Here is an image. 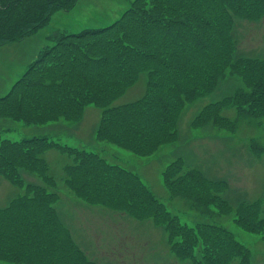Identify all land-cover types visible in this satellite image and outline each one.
<instances>
[{"label":"rangeland","instance_id":"obj_1","mask_svg":"<svg viewBox=\"0 0 264 264\" xmlns=\"http://www.w3.org/2000/svg\"><path fill=\"white\" fill-rule=\"evenodd\" d=\"M133 1L78 0L70 11L54 12L35 34L1 45L0 97L23 76L30 58L55 43L51 38L55 33L109 26ZM190 6L194 9L192 21L205 15L208 23H216L217 32L229 37L231 63L213 91L184 105L176 139L154 153L138 155L99 141L96 131L102 109L94 105L86 106L79 121L60 118L26 124L0 116V138L47 136L98 152L109 163L138 175L153 197L164 203L163 207L153 203L137 181L129 190L116 187L115 192L108 189L103 195L96 191L93 178L74 175L73 186H68L65 167L73 162V155L59 148L48 149L41 157L49 166L50 180L56 182L22 170L24 185L16 189L20 194L34 183L50 186V191L59 194L50 199L56 210L50 214L60 223V236L66 231L79 250L68 264H264V115L240 114V90L248 87L234 72L236 64L247 61L239 58L238 52L264 60V0L256 8L262 13L256 19L233 12L230 8L237 6L231 0H191ZM226 6L230 8L223 12ZM145 90L141 79L114 104L133 101ZM14 111L12 107L6 114ZM21 164L42 168V163L34 165L32 161ZM189 172L197 177L187 179ZM5 191L12 189L6 187ZM182 231L191 235L200 231L214 243L217 255L213 257L201 241L191 248L192 237L182 240L177 235ZM32 262L48 264L39 255Z\"/></svg>","mask_w":264,"mask_h":264},{"label":"trees","instance_id":"obj_2","mask_svg":"<svg viewBox=\"0 0 264 264\" xmlns=\"http://www.w3.org/2000/svg\"><path fill=\"white\" fill-rule=\"evenodd\" d=\"M190 1L134 0L123 16L109 26L55 33L51 36L55 43L45 47L11 91L0 97V116L26 124H45L60 118L79 121L86 106L94 105L102 109L96 131L99 141L144 156L174 141L184 105L213 91L231 63L229 37L217 32L216 23H208L205 15L192 21L194 9ZM231 1L237 7L226 6L223 12L230 8L248 19L262 14L256 8L263 5V0ZM77 2L0 0V46L35 34L54 12L70 11ZM238 54L247 61L236 64L234 72L248 87L240 90V114L262 116L264 60ZM143 72L148 78L145 95L131 103L114 104ZM12 107L16 111L6 114ZM50 148L73 155V162L65 167L68 186H73L74 175L93 178L96 191L103 195L108 189L115 192L116 187L129 190L137 181L152 202L163 207L164 203L153 197L134 172L109 163L98 152L47 136L0 138V172L21 188L25 169L54 183L41 157ZM31 161L34 165L42 163V168L21 164ZM194 177L195 173H187V179ZM48 187L28 184L11 206L0 208V260L36 264L32 260L39 255L48 264H68L79 255L69 234L65 231V236H60V223L50 214L55 210L50 199L57 194ZM166 224L171 226L170 222ZM177 235L182 240L192 237L191 248H197L201 241L209 246L213 257L217 255L214 243L200 231Z\"/></svg>","mask_w":264,"mask_h":264},{"label":"crops","instance_id":"obj_3","mask_svg":"<svg viewBox=\"0 0 264 264\" xmlns=\"http://www.w3.org/2000/svg\"><path fill=\"white\" fill-rule=\"evenodd\" d=\"M38 32V31H37ZM41 51V50H40ZM42 52V51H41ZM38 57V54L36 55ZM34 56L32 58H30L29 62H28V65H30L34 59H36L37 57ZM141 79H144L145 80V85H146V90H145V93L147 91V84H148V78H147V74L145 72L141 73L140 74V77L139 79L136 81V83L138 81H140ZM136 83H134L132 86H130L126 92L132 88ZM125 92V94H126ZM145 93L140 96L139 98L133 100V101H130V102H125V103H122V104H127V103H131V102H134V101H137L138 99H140L141 97H143L145 95ZM123 96V95H122ZM100 109V108H99ZM100 117H101V113H100ZM99 122H100V119H99ZM98 122V124H99ZM26 170V169H25ZM6 187H9L12 189L11 192H6L5 191V188ZM21 188L20 186L16 185L14 183V181H12L11 179H9L5 174H3L2 172H0V196H1V200H0V208H6L8 206H11V203L12 201H14L17 197H19V195H21L22 193L20 194H17V189ZM57 195H59L56 191H54ZM17 194V195H16ZM60 196H62V194H60ZM56 211V210H55ZM0 261H6V260H0ZM8 262V261H7ZM13 263H16V262H13ZM17 264H20V263H17Z\"/></svg>","mask_w":264,"mask_h":264}]
</instances>
